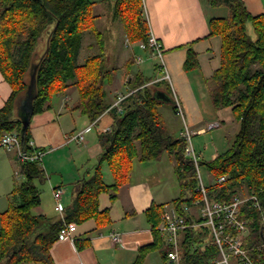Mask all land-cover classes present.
Here are the masks:
<instances>
[{
    "label": "trees",
    "instance_id": "obj_1",
    "mask_svg": "<svg viewBox=\"0 0 264 264\" xmlns=\"http://www.w3.org/2000/svg\"><path fill=\"white\" fill-rule=\"evenodd\" d=\"M209 2L212 6L225 4L230 14L210 22L211 36L221 38L222 48L221 66L206 80L208 93L216 110L233 108L241 130L227 152L210 162L201 161V166L215 177V183L208 187L211 199L226 202L239 195H255L264 210V14L252 15L244 0ZM95 5L92 0H0V71L12 86L11 96L0 110V141L9 133L21 137L23 125L15 108L18 99L26 95L35 68L38 69L34 114L51 109L53 98L71 88H76L79 94L73 109L91 123L108 111L111 104L107 85L112 84L117 69L107 68L104 34L94 26L99 18L94 15ZM113 16L123 24L132 43L148 41L143 0H115ZM249 24L255 38L249 33ZM87 32L95 37L88 48L97 52L79 63ZM135 63V57H131L126 65L128 72ZM199 66L198 55L191 45L184 68L191 72ZM154 80L139 71L129 82L135 93L125 102L122 114L113 111L111 129L99 135L103 151L98 166L74 184V198L65 208L67 223L83 225L93 220L99 229L109 225V211L101 210L100 196L111 194L114 202L136 160L159 161L166 152L177 162L176 176L181 187V196L171 204L182 212L184 205L196 201L195 164L184 155L185 140L168 133L159 112L162 105L176 110L175 101L168 84ZM158 93L171 100L158 98ZM31 140L29 128L26 143L29 153L33 151ZM103 164L110 167L115 177L113 186L103 180ZM20 170L25 181L13 191V203L0 215V264H55L51 250L59 240L63 221H52L35 213L42 203L37 183L44 184L47 176L38 162L21 163ZM221 178L225 182L218 183ZM165 206L153 204L145 212L154 242L140 248L135 264H144L147 255L156 250L165 258L168 248L158 232ZM262 214L253 201L242 208V219L249 222L250 230L246 248L262 244ZM77 244L80 250L84 248ZM218 255L208 228L186 230L181 241L180 264H213ZM252 258L264 264V251L253 253ZM232 264H238L234 257Z\"/></svg>",
    "mask_w": 264,
    "mask_h": 264
},
{
    "label": "crops",
    "instance_id": "obj_2",
    "mask_svg": "<svg viewBox=\"0 0 264 264\" xmlns=\"http://www.w3.org/2000/svg\"><path fill=\"white\" fill-rule=\"evenodd\" d=\"M92 1L96 2L95 15L101 16L96 23L108 19L106 10L114 11L115 0ZM244 1L252 15L264 14V0ZM143 2L153 32L163 44L170 81L175 87L185 119L194 136L204 137L210 132L208 130L210 125L219 124L217 128L211 129L212 133L215 131V135L212 136L213 143L210 148L213 150H211L210 159L205 160L208 146L204 151L196 150L202 162H210L232 147L241 130V122L237 121L232 107L219 110L214 108L206 83V80L211 78L221 66L222 40L218 36H211L210 22L215 18L229 16V8L225 4L212 6L209 0H143ZM112 17L114 18L113 14ZM113 21L114 32L118 34L120 25L115 18ZM85 38L86 35L82 42L80 57L84 53L87 56V49L84 51ZM113 38L114 36L109 42L105 41L107 55L106 50L113 51L112 46L115 43ZM191 45L198 55L200 66L195 71L187 72L184 65ZM132 46H130V55L136 58ZM157 68L155 65L154 70L159 77ZM132 71L134 70L131 69L130 72L124 70L121 64L117 67L112 84L107 85L110 108L119 94H125L128 91L129 85L125 86L124 81L129 84L134 80L133 75L136 74ZM140 71L144 73L142 68ZM11 87L0 71V110L11 96ZM24 97L25 95L21 96L17 101L15 108L17 116H19L21 101ZM78 100L79 94L76 88L63 95L55 96L52 108L34 114L29 126L34 149L45 152L41 166L49 181L41 189L42 203L35 209V213L52 221L61 219L56 210L53 190L56 188L64 190L62 200L65 210L74 198V184L88 177L98 166L101 151H103L99 135L111 129L114 123L115 109L110 110V108L97 120V123H91L88 117L73 109ZM173 113L175 118H172L169 123L163 115L169 131L170 124L174 125L175 121L181 122L175 109ZM87 129L89 131L85 133L83 142L69 140L72 135ZM229 129H231L230 132ZM182 132L181 123L178 127V135H175L176 138H180ZM226 145L227 147H224ZM16 154L15 151L0 148V215L13 203V191L25 181L20 170L21 162ZM176 165L175 158L167 152L159 161L142 163L136 160L131 175L119 189L114 202L111 200V194L108 193L102 194L99 198L101 210L109 211L111 223L101 229L97 228L93 220L83 225L77 224V232L74 234L75 242L58 240L54 244L51 253L55 264H135L140 248L154 242V235L145 212L153 204H169L168 195L171 193L169 190L171 188L176 190L177 185L180 187L176 176ZM102 173L106 185L113 186L116 183L107 164L102 165ZM213 182L215 183V177L207 187L213 185ZM114 235L118 238L114 239ZM77 242L84 247L82 250L79 249ZM144 260V264H166L163 254L157 250L149 253Z\"/></svg>",
    "mask_w": 264,
    "mask_h": 264
},
{
    "label": "built area",
    "instance_id": "obj_3",
    "mask_svg": "<svg viewBox=\"0 0 264 264\" xmlns=\"http://www.w3.org/2000/svg\"><path fill=\"white\" fill-rule=\"evenodd\" d=\"M144 50L153 51L156 55L162 54L159 51V44L154 37L147 43L141 44ZM128 96H121L119 101L112 106L111 109H117L119 114H122L124 108L122 106L123 101ZM178 108L180 107L178 101L176 102ZM179 114L183 116V111L179 108ZM215 127L212 125L211 128ZM110 130V129H109ZM107 130V131H109ZM89 131L83 130V132L76 134L71 139L73 141L83 142L85 133ZM185 138L184 155L191 160L197 170L198 187L196 192L198 197L196 201H193L192 205H184L182 212L174 204H166L164 207V213L162 222L158 227L162 239L165 242L168 251L165 253L166 264H180V247L181 241L186 230L199 229L202 227L208 228L210 235L218 247L219 255L214 260L213 264H232V258L238 260V264H259L253 258V253H259L264 250V210L258 201L257 196L239 195L234 197L231 201L222 202L219 200H213L209 196L207 185L202 181L200 173V157L194 148V143L188 129L183 134ZM30 147L33 148L32 152L28 150L24 151L21 144V137L17 133L6 134L0 141V148H5L9 151H15L17 158L21 163L27 162H42L44 151H37L34 149V144L31 141ZM225 182V178L218 180V183ZM64 190L62 188H56L53 190V196L56 203V210L61 216L63 221V227L59 232L60 241L75 242V233L77 232V224L67 223L65 220V210L63 206ZM253 201L255 207L258 208L262 214V244L253 248L245 247V240L250 235L249 222L242 219V208L245 203ZM117 239L118 236L114 235Z\"/></svg>",
    "mask_w": 264,
    "mask_h": 264
},
{
    "label": "rangeland",
    "instance_id": "obj_4",
    "mask_svg": "<svg viewBox=\"0 0 264 264\" xmlns=\"http://www.w3.org/2000/svg\"><path fill=\"white\" fill-rule=\"evenodd\" d=\"M143 5H144V2H143ZM144 11H145V6H144ZM145 13H146V11H145ZM95 14H96V12H95ZM112 14H113V10H106V15H108V17L106 15L105 16L108 19H105L101 23H96L95 22V25L94 26H95V29L101 31L104 34V40L105 41L109 42L110 39H112V36H114L113 40L115 39V41H114L115 43L112 46L113 47L112 48L113 51L111 52V50H106L107 53H108V55L106 54L107 55L106 56L107 68L108 69H117V67H119L120 64H121L122 67H123V69L124 70H127V68H126L127 66L126 65L129 62L130 58L133 56V55L132 56L130 55L131 54L130 46H132V44H134V43H132L131 40L129 39V37L126 35V33L124 31V26H123L122 23H120L119 20H118V23L120 25L119 26L120 27V29H119L120 31L118 32V34H116L114 32V25H113L114 24V21H113L114 18L112 17ZM145 16H146V20H147V24H148V41L150 39L154 38V37L157 39V42L160 45L159 46V51H160V54H162V58H161V56L159 54L158 55L152 54V53H154L153 51L144 50L142 48L141 44L142 43H147L148 41L147 42L136 43L134 46H132L133 50L136 53V58H135L136 63L132 67V70H134L132 72L134 74H137L140 71V69L142 68V70L144 71L146 77L155 78L154 83H156V82L157 83L158 82H166L168 84V86L170 87V90L172 92L173 99L175 101L176 114L181 119V122L180 123H178V122L175 121V124L174 125H172V124H170V126L168 125L169 128H170V131H169V129L167 130L168 133L170 135H172L173 137L176 138L175 135H178V127H180V124L182 123V125H183V132H182V134H181L182 136L180 138H182V139L185 140L186 137H183V134L188 129V131H189V133H190V135L192 137L194 146H195L194 148H196V150L198 152H199V150L204 151V149L208 146L207 147L208 148V151L205 153V160L208 161L210 159V157H211V150H213L212 148H210L211 145H212L211 143H213L212 136L215 135L214 134L215 131L212 133L211 129L217 128L219 126V124L218 123H215L214 124L215 127H213V128H211V126L213 124L210 125L209 128H208V130H210V132L207 133L208 135H206L204 137L194 136V133L190 129V126H189V124L187 123V121L185 119L184 112H183V114H184L183 116H181L179 114V108H181V105H180L179 99H178V97L176 95V92H175V89H174L175 87H174L172 81H170L171 80V77H170L168 68L166 67L165 51H164V48H163V44L160 42V40L156 37L155 33L153 32V29L151 27V23H150V20H149V17L147 15V13H146ZM100 17L101 16H99V18ZM248 30H249V33L252 36V38H255V34H254V31H253V28H252V25L251 24L248 25ZM85 35H86V38H85V42L84 43H86V48H85L84 51H86V49H87V51H86L87 56H85V53L82 54V56L79 58V63H83L86 60V58L88 57V55L90 53L97 52V50H92L91 51L88 48V46L90 44H92V43L95 42V37L92 35L91 32H87ZM116 37H117V39H116ZM120 46H121V48H120ZM123 63H124V65H123ZM155 65H156V67H158L157 69H158V72H159V75H160L159 77L155 73V70H154V66ZM134 76L135 75H133V77ZM124 85L127 86L129 84H127V82L125 83V81H124ZM71 89H73V88H71ZM71 89H69V90H71ZM134 93H135V91H133V90L131 91L130 88H129L128 91L125 92V94H119L116 97V99L114 100L113 105L116 104L119 101V98L121 96H128L127 99L125 101H123V103H122V106L124 107L125 102ZM210 100H211V98H210ZM177 101H178V103L180 105L179 108L176 105V102ZM111 108H110V110H112ZM182 111H183V109H182ZM159 112L161 113L162 117H163V115L165 116V119H166L167 123H169V121H171L172 118L173 119L175 118L174 117V113H173V108L171 106H169V105H165V106L162 105V106H160ZM93 123H95V122H93ZM96 123H97V121H96ZM230 130L231 129H229V132H230ZM79 133H81V132H79ZM79 133H76V134H79ZM76 134L72 135L71 137L73 138ZM71 137L69 138V140L71 139ZM86 137L89 138V136H86ZM213 138H215V137H213ZM71 141H73V140L71 139ZM224 147H227V145L224 146ZM1 150H3V149H1ZM199 157H200V155H199ZM201 161H203V160L200 157V161L199 162H200V173H201V176H202V181L204 182L205 185L208 186L209 183L211 182V180L214 179V176L211 175V173L206 169V167L201 166ZM40 164H41V162H40ZM17 177L22 178V176H17ZM107 178H108V175H107ZM48 182L49 181H46V182H44V184L37 183V185L39 186L40 189H43L44 186H46L48 184ZM152 182H153V184H155V182L153 180H152ZM176 185H177V180H176ZM169 193H168L169 194L168 195V200L170 201L169 204H171V203H173V199L179 198V196H180V187L177 185L176 190L171 188L169 190ZM166 196H167V194H166Z\"/></svg>",
    "mask_w": 264,
    "mask_h": 264
},
{
    "label": "water",
    "instance_id": "obj_5",
    "mask_svg": "<svg viewBox=\"0 0 264 264\" xmlns=\"http://www.w3.org/2000/svg\"><path fill=\"white\" fill-rule=\"evenodd\" d=\"M37 69L35 68L32 75H31V83L27 90V93L23 100L21 101V108L19 114V118L22 121V131H21V144L23 147V150L26 151V143H27V132L31 123V119L34 115V107H33V101L35 98V89H36V75H37ZM158 98L169 102L171 99L169 97H166L163 93L156 94Z\"/></svg>",
    "mask_w": 264,
    "mask_h": 264
},
{
    "label": "bare ground",
    "instance_id": "obj_6",
    "mask_svg": "<svg viewBox=\"0 0 264 264\" xmlns=\"http://www.w3.org/2000/svg\"><path fill=\"white\" fill-rule=\"evenodd\" d=\"M254 192V191H253ZM243 196V195H242ZM245 211V210H244Z\"/></svg>",
    "mask_w": 264,
    "mask_h": 264
}]
</instances>
